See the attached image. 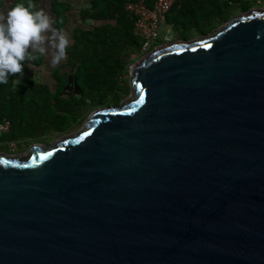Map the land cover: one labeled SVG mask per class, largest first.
Segmentation results:
<instances>
[{
    "label": "water",
    "instance_id": "1",
    "mask_svg": "<svg viewBox=\"0 0 264 264\" xmlns=\"http://www.w3.org/2000/svg\"><path fill=\"white\" fill-rule=\"evenodd\" d=\"M130 84L0 152V264H264V10L145 53Z\"/></svg>",
    "mask_w": 264,
    "mask_h": 264
},
{
    "label": "trees",
    "instance_id": "2",
    "mask_svg": "<svg viewBox=\"0 0 264 264\" xmlns=\"http://www.w3.org/2000/svg\"><path fill=\"white\" fill-rule=\"evenodd\" d=\"M127 0H90L80 11L87 26H78L71 35L66 62L53 67L52 75L57 88L37 79L12 80L19 73L10 76L9 82L0 84V123L8 118L10 130L0 135V142H10L27 137H37L54 132H67L78 120L87 106L98 107L119 104L125 88L123 78L129 70L133 54L142 53L143 39L135 33V16L126 8ZM242 0H185L175 4L168 14V24H173L182 37L189 38L193 32L206 33L217 21L228 18L233 2ZM38 0H16L25 7L31 5L38 10ZM57 20L65 6L61 0H51ZM69 8V7H68ZM67 9V8H65ZM161 41V40H159ZM44 56L37 55L32 61H25L23 72L30 65L39 66ZM74 69L81 88L80 94H67L64 87L68 74L61 69Z\"/></svg>",
    "mask_w": 264,
    "mask_h": 264
},
{
    "label": "clouds",
    "instance_id": "3",
    "mask_svg": "<svg viewBox=\"0 0 264 264\" xmlns=\"http://www.w3.org/2000/svg\"><path fill=\"white\" fill-rule=\"evenodd\" d=\"M31 5L16 4L0 17V84H7L10 76L23 75L25 61L37 55L48 58L57 66L67 57L70 39L54 27V20L43 9L32 11ZM21 82L20 78L12 80Z\"/></svg>",
    "mask_w": 264,
    "mask_h": 264
},
{
    "label": "rangeland",
    "instance_id": "4",
    "mask_svg": "<svg viewBox=\"0 0 264 264\" xmlns=\"http://www.w3.org/2000/svg\"><path fill=\"white\" fill-rule=\"evenodd\" d=\"M2 1H5V0H2ZM252 3L264 5V0H253ZM76 4H78V3H76ZM76 4L73 5L74 7L73 6H70L69 8L63 7L62 15H66V11H68L67 12L68 13V20L65 21L63 19L65 17H63L59 22V29L66 33V35L69 37L70 41H71V35H72L73 31L76 29V27L87 26L88 23L89 24L91 23V21H88V22L82 21V19L80 17V11H81L82 7L77 6ZM65 8H67V9H65ZM69 10H71V11H69ZM237 15H239V11L235 10V11L229 12L228 18L224 21H217L214 28H212L210 31L203 33V34L198 32V31L193 32L192 35L190 36V38H195V37H199V36H202L204 34L210 33L212 31L222 27L228 20L236 17ZM180 37L183 38L182 35L180 34V32H178V31L176 32V30L173 26H171L170 24H166L161 29V32H160V40L161 41L158 42L157 46L170 44V43H172L171 42L172 40L178 39ZM145 53H147V52L145 51V52L140 53V54H133L132 55V61H131L130 66H129V70H128L127 74L124 76L123 82H122V85L124 86L125 90L123 92H121L122 97L120 99L119 104H117V105H120L122 102H124L126 99H128L132 95L133 89H132V86L130 84V68ZM66 59H67V57L63 61H61L58 65H60L62 62H66ZM52 69H53V66L50 65L48 58L45 57L44 61L41 65H39V66L30 65L29 69L27 71L23 72L22 76L18 75V76H16V78H20V80H22V79H24V80L37 79V80H40V81L47 83L52 89H55V88H57V81L54 78V76L52 75ZM61 70L68 73V74L74 72V69L72 70V67H70V66L63 67ZM109 105H116V104H109ZM102 106H106V105H102ZM98 107H101V106H98ZM98 107L87 106L85 108V110L83 112H81V115L79 116V118L75 122V124L65 133L54 132L51 134L40 135V136H37V137H34V138H31L29 140L24 141L23 143L19 144L18 147H16L17 142H13V141L8 142L7 145L10 147V150L16 148V151H13L14 153L19 152L20 154H23V153H26L34 143H37V142L45 143V144L54 143L55 141H57L59 138H61L63 136L75 134V133L79 132L82 129V127L84 126V124L86 123V121L89 119L90 115Z\"/></svg>",
    "mask_w": 264,
    "mask_h": 264
},
{
    "label": "built area",
    "instance_id": "5",
    "mask_svg": "<svg viewBox=\"0 0 264 264\" xmlns=\"http://www.w3.org/2000/svg\"><path fill=\"white\" fill-rule=\"evenodd\" d=\"M185 0H127L126 10L135 16V33L143 39L142 53L158 48L160 32L168 24L167 17L175 4ZM253 1V0H247ZM173 26V24H170ZM11 121L5 118L0 123V135L10 130Z\"/></svg>",
    "mask_w": 264,
    "mask_h": 264
},
{
    "label": "crops",
    "instance_id": "6",
    "mask_svg": "<svg viewBox=\"0 0 264 264\" xmlns=\"http://www.w3.org/2000/svg\"><path fill=\"white\" fill-rule=\"evenodd\" d=\"M14 1H16V0H5V1L0 0V17H3L6 15L7 11L11 8V5L13 4ZM20 1H24V0H20ZM61 1L64 2V4H65L64 7H67V8L78 3L76 5L82 7V9H83V8L87 7L90 3V0H61ZM37 7H38V10H40V9L45 10L54 20V27L59 29V22L63 18V16L60 20H57L55 13L53 11L51 0H38ZM69 11H71V10H69ZM67 12L68 11H66L67 20H68V13ZM63 19L66 21L65 18H63Z\"/></svg>",
    "mask_w": 264,
    "mask_h": 264
},
{
    "label": "flooded vegetation",
    "instance_id": "7",
    "mask_svg": "<svg viewBox=\"0 0 264 264\" xmlns=\"http://www.w3.org/2000/svg\"><path fill=\"white\" fill-rule=\"evenodd\" d=\"M252 9H262V10H264V5H260V4H253L251 1H247V0H242V1H237V2H233L232 3V6H231V9H230V12H232V11H239V14H241V13H244V12H247V11H250V10H252ZM177 32V31H176ZM179 32V31H178ZM190 38V37H189ZM189 38H178V39H175V40H172L171 42H174V41H177V40H181V39H189ZM66 67V66H65ZM72 70H73V68H72ZM68 74V73H67ZM71 75H73L74 77H75V75H74V72L73 73H69L68 74V78H69V76H71ZM67 84H68V82H67ZM66 84V85H67ZM65 85V86H66ZM74 91H70V92H68V91H66L65 93H67V94H71V93H73ZM29 139H31V137H27V136H25V137H23V138H21V139H18V140H16V141H13V142H17L16 143V147H18V145L19 144H21V143H23L24 141H26V140H29ZM7 143L8 142H0V152H4V153H7V154H20L19 152H17V153H14L13 151H16V148L15 149H12V150H10V147L7 145Z\"/></svg>",
    "mask_w": 264,
    "mask_h": 264
}]
</instances>
